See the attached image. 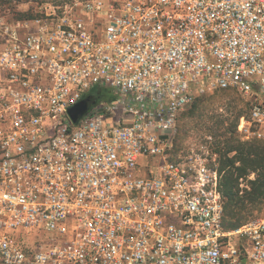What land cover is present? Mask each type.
<instances>
[{"label":"built area","instance_id":"built-area-1","mask_svg":"<svg viewBox=\"0 0 264 264\" xmlns=\"http://www.w3.org/2000/svg\"><path fill=\"white\" fill-rule=\"evenodd\" d=\"M52 11L0 16V264H264V209L224 229L213 137L173 154L180 114L221 91L264 142V0Z\"/></svg>","mask_w":264,"mask_h":264},{"label":"rangeland","instance_id":"rangeland-1","mask_svg":"<svg viewBox=\"0 0 264 264\" xmlns=\"http://www.w3.org/2000/svg\"><path fill=\"white\" fill-rule=\"evenodd\" d=\"M72 1L74 0H0V16L13 20H28L40 17L42 13H52L53 9ZM248 113V103L235 91L216 92L197 100L180 114L173 150L174 157L205 144L207 133H213L216 138L226 134L228 138L243 141L238 139L235 133L240 119ZM218 140L220 142V138ZM253 146L264 147V143H254ZM234 155V153L230 154L231 157ZM236 166L241 164L237 162ZM143 174L147 173L143 172ZM256 178L257 172H253L247 180H240V196L244 194L243 191L249 189L248 181ZM254 206L248 205L245 211H238V213L241 212L240 215L247 218L245 225L262 216L264 208L257 210Z\"/></svg>","mask_w":264,"mask_h":264},{"label":"trees","instance_id":"trees-1","mask_svg":"<svg viewBox=\"0 0 264 264\" xmlns=\"http://www.w3.org/2000/svg\"><path fill=\"white\" fill-rule=\"evenodd\" d=\"M235 134L241 139L237 129ZM210 135L213 137V148L218 154V169L222 175L221 187L225 199L224 229L233 231L248 221L238 211H245L248 205H255L257 210L264 208V147L253 146L254 143L264 142L234 140L226 134L218 136L219 142L213 133H207L205 137ZM231 153L235 154L234 157L230 156ZM237 162L241 166H236ZM253 172H257V178L248 181L249 189L243 191L244 194L240 196V180H247Z\"/></svg>","mask_w":264,"mask_h":264},{"label":"water","instance_id":"water-1","mask_svg":"<svg viewBox=\"0 0 264 264\" xmlns=\"http://www.w3.org/2000/svg\"><path fill=\"white\" fill-rule=\"evenodd\" d=\"M89 110V99L82 101L70 110V116L74 123Z\"/></svg>","mask_w":264,"mask_h":264},{"label":"flooded vegetation","instance_id":"flooded-vegetation-1","mask_svg":"<svg viewBox=\"0 0 264 264\" xmlns=\"http://www.w3.org/2000/svg\"><path fill=\"white\" fill-rule=\"evenodd\" d=\"M101 95H102L101 91H96V92L92 93L91 97H92L93 100H97L98 97L101 96Z\"/></svg>","mask_w":264,"mask_h":264}]
</instances>
